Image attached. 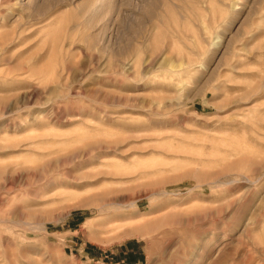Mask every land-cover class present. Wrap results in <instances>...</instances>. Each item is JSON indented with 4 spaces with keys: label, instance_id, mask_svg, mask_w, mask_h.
<instances>
[{
    "label": "rangeland",
    "instance_id": "rangeland-1",
    "mask_svg": "<svg viewBox=\"0 0 264 264\" xmlns=\"http://www.w3.org/2000/svg\"><path fill=\"white\" fill-rule=\"evenodd\" d=\"M0 264H264V0H0Z\"/></svg>",
    "mask_w": 264,
    "mask_h": 264
},
{
    "label": "bare ground",
    "instance_id": "bare-ground-1",
    "mask_svg": "<svg viewBox=\"0 0 264 264\" xmlns=\"http://www.w3.org/2000/svg\"><path fill=\"white\" fill-rule=\"evenodd\" d=\"M107 204H108V203H107ZM109 204H111V203H109ZM109 204H108V205H109ZM118 205H119V204H118Z\"/></svg>",
    "mask_w": 264,
    "mask_h": 264
}]
</instances>
